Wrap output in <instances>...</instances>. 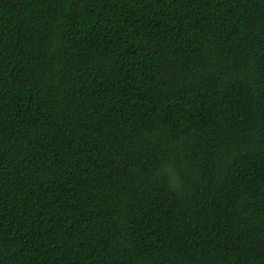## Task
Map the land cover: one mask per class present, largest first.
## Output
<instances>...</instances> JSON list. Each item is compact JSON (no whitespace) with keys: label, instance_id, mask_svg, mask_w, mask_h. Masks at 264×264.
I'll return each mask as SVG.
<instances>
[{"label":"trees","instance_id":"1","mask_svg":"<svg viewBox=\"0 0 264 264\" xmlns=\"http://www.w3.org/2000/svg\"><path fill=\"white\" fill-rule=\"evenodd\" d=\"M0 264H264V0H0Z\"/></svg>","mask_w":264,"mask_h":264}]
</instances>
